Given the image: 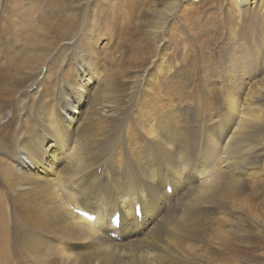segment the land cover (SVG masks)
Masks as SVG:
<instances>
[{
    "label": "rangeland",
    "instance_id": "1",
    "mask_svg": "<svg viewBox=\"0 0 264 264\" xmlns=\"http://www.w3.org/2000/svg\"><path fill=\"white\" fill-rule=\"evenodd\" d=\"M235 5L239 10L236 0H0V75H12V83L0 87V264H37L38 255H52L56 264H70L62 254L110 264L96 253L112 243L124 245L122 252L148 247L165 264H264V162L260 156L264 123L248 133L246 143L256 149L244 161L249 175L233 178L237 191L227 205L210 204L206 192L209 187L228 191L229 185L234 186L223 164L228 130L246 112L242 100L248 92L264 83V20L249 9L236 11ZM232 27L244 36L251 59L246 71L255 77L250 90L239 85L238 110L233 113L226 71L243 49L233 42ZM87 38L94 51L88 66L97 75L87 86L104 81L106 87L84 97L81 107L80 97L73 99L72 87L82 74L79 68L84 62L79 61L85 59L81 55ZM48 63L56 76L49 97L44 96L43 84L39 93L30 91L40 67ZM240 64L235 62L237 71ZM93 101L102 104L98 114L105 110L112 115L104 121L97 114L94 122L104 128L86 131L100 137L96 146L88 139L81 142L80 132L63 130L57 123L61 115L69 124L70 109L87 110ZM253 102L264 117V92ZM168 116L182 128L184 138L177 148L176 165L155 148L144 128ZM122 127L147 147L148 163L140 165L135 151L128 150ZM6 130L15 131L12 141ZM213 138L219 143L215 149L210 145ZM49 140L56 143L54 163L65 158L59 160L60 167L69 163L74 168L70 172L77 175L67 185L61 178L53 181L60 200L77 217L76 210L86 211L87 219L102 217L105 230L96 231L106 238L112 233L114 242L68 240L54 220L29 204L31 198L26 195L42 184L8 180L6 168L17 169L21 163L15 162L16 157L44 152ZM181 169L183 179L177 182ZM116 173L122 174L118 192L105 181L111 182L107 176ZM89 178L96 182L90 183ZM151 180L158 192L152 191ZM200 191L207 195L197 194ZM122 197L134 198L132 209L136 213L140 207L141 218L135 214L131 222L122 210H115L114 203ZM117 212L122 225L114 226L115 230L112 215ZM182 216L201 219L202 233L186 238L182 230L168 234L162 227L166 217L174 225ZM170 241L180 243V253L167 259L159 245ZM188 249H193L192 254Z\"/></svg>",
    "mask_w": 264,
    "mask_h": 264
},
{
    "label": "bare ground",
    "instance_id": "2",
    "mask_svg": "<svg viewBox=\"0 0 264 264\" xmlns=\"http://www.w3.org/2000/svg\"><path fill=\"white\" fill-rule=\"evenodd\" d=\"M236 2L238 3V5H240L239 10L235 5V7L237 8L236 11L242 13V12H245V10L249 9V10H251V12L256 17L263 18L262 20H264V0H236ZM12 4H13V6H12V10H13L16 6L13 2H12ZM53 4H55V3H53ZM241 9H245V10H241ZM227 10H228V8H227ZM262 20H261V22H263ZM155 25H156V23H155ZM157 25H159V24H157ZM236 30H237V28L232 27V30L230 33H232L233 39H234L233 42H235L237 44L238 49L240 50V47H242L243 51L240 50L239 55L238 56L235 55L234 60H232L229 63V65L227 66V71H226L227 82L232 88L230 93H229V96H228L230 98L229 102H230L231 113L238 110L237 105H239V104H237V103H238L239 98L237 97L238 91H236V90H238L239 85H240V88H243L242 86H245V87H248L250 90L252 88V84H253L252 78H255V77H253V75L251 77L250 73L248 74L246 71V68L248 67L247 65L250 64L249 60H251V59L248 58V56H249L248 47L246 46V44L244 42L243 34H241V36L237 35ZM75 37H73V38H75ZM85 37H87V36L85 35ZM76 41L77 40L75 39L74 43H72L73 49H74V45H75ZM86 41L87 42H86V44H84V49L82 50V55H81L82 59L84 57H85V59L79 61V62H84L81 64L83 66L79 68V70L82 74L81 75L78 74L76 76V83L72 87L73 91L75 92L73 95V99L75 101H78V99L80 97L81 107L84 105V102H85L84 97H89L91 92L97 93L101 89H104L106 87V84L104 83V81H102L101 83L99 82L98 84H95V85H93V87H90V88H89V86H87L88 84L91 83L92 80L96 81L97 75L95 72H92L88 66L90 60L92 59V57H94V51L89 47L90 38L89 39L87 38ZM62 51H64V49ZM80 53H81V50H80ZM73 60L74 59H72L71 62H73ZM236 61H241V64H240L241 70H239L240 69L239 68L238 69L239 71L236 70V66H235ZM51 66L52 65H50V63H48L47 66L43 65L40 67L41 68L40 69V76H38L35 79V81L32 83V85H30V91L31 92H33V93L35 92V94L39 93V88H41L42 84H43L44 89H45L44 96L49 97L52 95V92L54 90V82H55L56 76L53 75V73L51 72V68H52ZM44 68H46V74H45V76H42ZM82 68H84V69H82ZM255 74L256 73H254V75ZM64 78H66V77H64ZM257 80H260V79L257 78ZM146 82H147V80H145L143 82V84H145ZM256 82H254V83H256ZM11 83H12V75H10L9 73L0 75V87L7 86ZM59 83L64 84V83H62V81ZM81 88H83V89H81ZM149 89H150V87H149ZM146 90H148V88H146ZM263 92H264V83L258 85V87H254L253 90H250L247 94V97H245L246 98L245 102H243V100H242V103H243V106H244L246 112L243 113L239 117V122L237 124L235 123V125H234L235 127L233 128L234 130L233 129L231 131L228 130L229 132H228L227 141H226V144L228 146V150L226 152V156H224V161H223L224 167L230 172L231 177H232V180H229V182L231 181L232 184L234 183V186L229 185L228 191H223V190L216 188V187H212V188L209 187L210 189H208L206 192L208 193V196H207L208 199L207 200L210 204L219 203L222 206L225 205L227 200L234 194V192L237 191V189L235 187L236 186L235 184H237V181L234 180L233 178L235 177L236 179H239L237 177H241L245 174L249 175V173L247 172V168H246L244 161L246 160V158L251 153L255 152L256 149H255V147H250L249 141H248V143H246V142L248 140V137H250L248 135V133L253 132V129L257 126H260V125L263 126L262 123H264V117L262 115H259L258 112H256L257 106L254 107V105H253V103H254L253 101L258 99V96L262 95ZM101 105L102 104L100 102L93 101V102H90L89 104H87V106L85 107V108L89 107L87 110L80 108V110H78V111H73L70 109L71 117H68V119L70 121L69 124L66 123L64 120H62L61 115H59V119H58V121L57 120L56 121H57V123L60 124V127L63 130H69L67 128V127H69L71 130H75L78 133L80 132L81 142H82V140L84 141V140L88 139L89 143L91 145L96 146L99 143L100 137H98L96 135H91L92 133L88 134L86 131L87 130H90V132H91V130L98 131V130H101L104 128L101 123L94 122V118L98 114L97 110L99 109V107ZM258 110L259 109L257 108V111ZM252 111H255L257 114L256 113L249 114ZM239 112H240V110H239ZM98 115L99 116L101 115V118L104 121L109 120L112 116L109 113V111H105V110L100 111V113ZM156 124H158V127L155 126ZM156 124L155 125H153V124H145L144 125V128L146 129V132H147V138L150 139V142L155 146V148H158V150H160L162 153L164 152L165 155L170 160H172V162L176 165V163H177V160H176L177 148L181 145V141H184V138L182 137L183 134L181 132L182 128L180 129V127L177 124L173 123L169 116L167 118L157 119ZM223 129H225V127H223ZM159 130L161 132H159ZM225 130H227V129H225ZM123 131L126 132V143H127L128 150L135 151L134 153H136V155H137L136 159L140 163V165H142V163H148L149 161H148L147 155L145 154V152L146 153L148 152L147 147L143 144H139L136 141V138L132 134L131 131H126V130H124V128H123ZM14 135H15V131L9 132L6 130V136L11 141H12ZM67 135L68 134H66V139L68 138ZM63 136H64L63 133L59 134L60 138H62ZM261 142H263V141H261ZM261 142H260V144L262 145ZM218 144L219 143L217 141H215L214 138L210 141V145L214 149L217 147ZM260 147L262 148V146H260ZM55 148H56V143L49 140L46 144V149L44 152H37L35 154H29L30 157L28 156L27 158L16 157L15 162H17V163L21 162V163L16 164L17 165L16 166L17 169L15 168L16 170L12 167L7 166L8 168H6V172H7L8 180L12 183L30 182V183L42 184V188L34 189L26 195L28 198H31V203H29V204H31L33 207H35L38 211H41V212L43 211L44 214L47 215V217L54 220L56 222L55 224L58 225V227H57L58 232L61 233L62 235H64L66 238H68V240L83 241V240H89L92 238L93 240H100V241L104 240L105 242H109V241L114 242L113 239L111 238L113 235L112 233H109L108 237L106 238L105 236L99 234L96 231V230H98L99 232L102 233L105 230L106 225H105L104 219L102 217H96V216L90 215L89 216L90 219H87L88 215L85 213L86 211H84V210L81 212L84 217H82V216L77 217L70 210H68V208H66L64 203L60 200L56 190L54 189L53 181L54 180L57 181L58 178H61L62 180L66 181L65 185H67L68 182H72V178L77 176V175L75 174V172H70V169L72 168L74 170V168H73V165H71L69 163L66 164L64 166V168L60 167L62 162H59V160L61 158H58L57 162L54 163V156H55L54 149ZM69 150H71V149H69ZM50 152H51V155H49L50 159H47L46 155L49 154ZM214 154H215V151L212 153V156ZM260 156L264 162V146L261 149ZM64 160H66V159L64 158L62 161H64ZM48 163H52V164L48 165ZM31 169H34L35 172H30ZM27 172H29V173H27ZM49 174L55 175L54 179H53V177L50 178ZM183 174H184L183 169L178 170V173L176 175L177 182H182ZM121 175L122 174H120V173H116L113 176H110V175L107 176V179L111 180V182L108 180H105L108 183H112V186H113L112 189H115L116 192L120 191V189L122 188ZM148 176H150V175H148ZM148 176H147V178H148ZM88 180L90 183L96 182V180H94L93 178H89ZM238 181H240V180H238ZM100 182L103 184V186L106 185L104 181L103 182L100 181ZM149 185H150L152 191L158 192L156 189V184L153 182V180H151ZM159 186L160 185H157V187L160 189ZM229 190L233 191V193H231ZM204 191H200L202 193L199 192L197 194L207 195V194H203ZM76 194H78V193H76ZM80 194H83V193H80ZM65 195H68L67 192L65 193ZM69 196H67V197L70 198L72 195L70 197ZM199 197H201V196H199ZM133 199L134 198H132V197H122V198L117 199L118 200L117 203H114L115 210L116 211L122 210L123 214L131 222L136 220V218H135L136 213L134 212V209H132L134 206V200ZM207 200H205V201L207 202ZM202 201H204V200H202ZM30 208H32V207H30ZM84 208L88 209L87 206H84ZM249 211H250V209H249ZM116 215H119V213L118 212L114 213L112 215V220ZM43 217H45V215ZM191 217L192 216L178 217L173 222L174 225H172L171 221L169 222L167 217H166L164 220L165 223L162 227H165L167 229L168 234H169V232H173V231H174V233H176L175 231H178L177 233H179V231L182 230V232H183V233L181 232L182 236H183V234L184 235L186 234V236H187V237L185 236L186 238L191 237V236L196 237V234L203 230L204 223L201 219H194ZM121 225H122V219H121ZM121 225H120V227H121ZM114 226L115 225L112 223L111 228L115 229ZM206 226H209V225H206ZM201 233H199V234H201ZM199 234H197V236ZM175 236H177V235L175 234ZM180 237H178V238H180ZM123 247H124V245L120 247L116 243H112V247L110 244V245L100 249L99 252H97V253L95 252V253L97 254V256L98 255L100 256V259L101 258H107L110 261V264H165V262L160 260L159 257L154 252H151L148 247H147V249H145L143 251L132 250V251H128V252H122ZM159 248L163 249L167 253V255H168L167 259H169L173 254L178 255V253H180V251H179L180 243L174 242V241H170L166 245L165 244L159 245ZM187 251L191 252V254H192L193 249H188ZM36 252L37 251H32V254H35ZM62 255L64 256V258H65V256L67 257V260L70 261V264H93L89 259H87L85 261H82L83 259H80V258L76 259L77 256L78 257L80 256L78 254L77 255L73 254L75 256V258L71 257V255H68V254H62ZM90 255H92V254H90ZM60 257H59V259H60ZM88 257L94 259L93 256H88ZM182 258H186V257L184 255H182ZM36 259L38 261L37 264H56L57 263V260H55L54 256H52V255H48V256H44V257L42 255H38L36 257ZM100 259L98 258V260H100Z\"/></svg>",
    "mask_w": 264,
    "mask_h": 264
}]
</instances>
